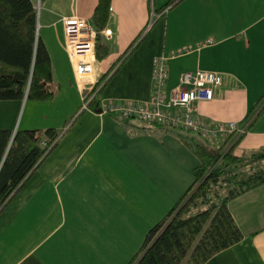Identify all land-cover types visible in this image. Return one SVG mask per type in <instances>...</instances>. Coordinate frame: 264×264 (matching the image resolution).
<instances>
[{
    "label": "crops",
    "instance_id": "crops-1",
    "mask_svg": "<svg viewBox=\"0 0 264 264\" xmlns=\"http://www.w3.org/2000/svg\"><path fill=\"white\" fill-rule=\"evenodd\" d=\"M163 1H110L104 27L112 36H102L108 52L96 58L93 81L85 88L63 46L62 17L76 15L92 24L98 0H32L37 34L51 60L54 95L0 100V128L55 127L59 134L0 210V264H126L149 227L192 183L198 160L179 129L80 108L86 89L105 74L101 103L149 100L158 54L166 56L167 96L180 71H215L223 82L213 99L195 103L193 115L242 126L260 111L234 152L264 145V0H179L158 9L165 23L146 28L151 8ZM193 134L213 148L224 139ZM227 205L243 237L203 264H264V183Z\"/></svg>",
    "mask_w": 264,
    "mask_h": 264
},
{
    "label": "trees",
    "instance_id": "trees-1",
    "mask_svg": "<svg viewBox=\"0 0 264 264\" xmlns=\"http://www.w3.org/2000/svg\"><path fill=\"white\" fill-rule=\"evenodd\" d=\"M110 1L98 0L91 17L98 31L97 59L108 52L99 31L109 18ZM178 1L167 0L161 9ZM137 38L127 50L133 48ZM106 77L107 74L103 75L85 91V99L92 95L88 108L101 111L99 92ZM51 81V60L37 34L36 8L32 0H0V100L25 96L49 100L54 95ZM154 124L157 123L148 125ZM179 130L182 142L198 160L192 168L193 181L164 216L149 227L139 251L126 264H203L243 237L227 203L264 183V162L255 164L264 159V145L249 153L236 154L234 149L245 132L221 151L232 135L224 137L221 146L212 149L199 142L191 131ZM58 134L55 127L14 131L0 128V210L55 144Z\"/></svg>",
    "mask_w": 264,
    "mask_h": 264
},
{
    "label": "built area",
    "instance_id": "built-area-1",
    "mask_svg": "<svg viewBox=\"0 0 264 264\" xmlns=\"http://www.w3.org/2000/svg\"><path fill=\"white\" fill-rule=\"evenodd\" d=\"M62 22L65 33L64 49L71 61L76 81L86 88V84L93 81L98 31L87 19L76 15L63 16ZM99 33L109 39L112 36V29L103 27ZM167 75L166 56L158 54L153 58L152 91L149 100L106 102L102 103L101 111L113 112L121 117H136L147 124L157 123L166 127L185 129L213 139L232 135L234 140L246 131L250 119L241 126L236 121L215 122L197 119L193 115L197 101L211 100L215 97V88L223 82V77L219 73L201 68L193 71L182 70L178 76V84L168 96L165 92ZM91 87L92 85L86 91ZM91 96L85 99L84 92L81 109L87 107ZM216 143L215 147H220V144Z\"/></svg>",
    "mask_w": 264,
    "mask_h": 264
},
{
    "label": "rangeland",
    "instance_id": "rangeland-1",
    "mask_svg": "<svg viewBox=\"0 0 264 264\" xmlns=\"http://www.w3.org/2000/svg\"><path fill=\"white\" fill-rule=\"evenodd\" d=\"M166 1H167V0H165V1H163V2H166ZM162 4H163V3H161L160 5H156L155 10H154V7L151 8L150 13H149V16H148V19H147V22H146V25H145L146 28L149 27L150 25L155 27V26L159 23V21H160V22L163 21V23H165V20H166V18H167L166 14L162 16V19H158V18H159V15H158V9H160V8L162 7ZM165 16H166V17H165ZM22 108H23V106H22ZM22 108L20 109V111H19V113H18V116H17V123H18V121H19V119H20L21 112H22ZM40 110H41V111H45L46 113H50V110H49L48 107H46V106L41 107ZM199 141L205 143L208 147H210V148L213 149V147L210 145V143H206V142H204V141H203L202 139H200V138H199ZM263 162H264V159H262V160H260V161H255V164H260V163H263ZM245 168L248 169L249 166L247 165V167H245ZM187 256H188V254H187ZM187 256H186V258H187Z\"/></svg>",
    "mask_w": 264,
    "mask_h": 264
}]
</instances>
